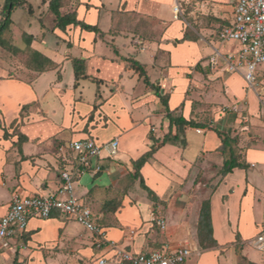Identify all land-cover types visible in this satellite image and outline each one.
<instances>
[{"label": "crops", "instance_id": "0c3cea01", "mask_svg": "<svg viewBox=\"0 0 264 264\" xmlns=\"http://www.w3.org/2000/svg\"><path fill=\"white\" fill-rule=\"evenodd\" d=\"M28 1L34 12L25 23L31 28L38 21L39 29L20 31L17 53L8 52L15 58L39 52L56 66L40 72L33 61L22 62L35 73L29 80L0 75V218L14 194L58 191L65 166L60 150L72 141L117 139L115 152L102 151V171L88 172L76 183L77 195L92 209L107 240L135 253L188 245L192 254L184 264H264V256L250 244L264 230L261 94L242 73L227 72L222 59L216 66L210 63L216 49L238 50L239 44L221 41L219 33L211 42L191 34L174 12L180 0H63L62 12L70 8L99 32L75 25L62 30L56 27L51 0ZM227 1L229 23L234 1ZM12 20L15 26L13 15ZM75 58L85 60L87 75L77 84ZM127 58L145 66L175 116L199 125L180 133L166 105L135 70L126 68ZM249 90L256 93L255 102ZM177 134L180 140L162 143L166 135ZM226 135L238 138L240 160L248 167L223 177L225 157L219 147ZM153 146L152 155L137 167ZM205 200L211 203L218 244L209 248L201 247L198 237ZM159 215L165 229L157 223ZM69 245L85 264L114 253L98 247L81 223L55 211L49 218L32 217L24 236L0 249V264H53L48 249L64 254Z\"/></svg>", "mask_w": 264, "mask_h": 264}, {"label": "built area", "instance_id": "2783aa9c", "mask_svg": "<svg viewBox=\"0 0 264 264\" xmlns=\"http://www.w3.org/2000/svg\"><path fill=\"white\" fill-rule=\"evenodd\" d=\"M233 1V18L220 30L219 38L223 42L238 43L240 47L227 52L216 49L210 63L216 66L222 59L227 72L242 73L247 85L261 92L264 90V0ZM174 12L179 15V5L174 7ZM233 109L238 110V105H234ZM118 144L117 139L102 144L94 138H87L72 141L69 148L61 149L60 159L65 165L61 171V187L56 193L48 195L14 194L8 212L0 218V249L8 247L10 239L24 236L32 217L49 218L58 211L94 234L98 247H108L114 252L110 258L103 257L95 264H184L192 254L188 245L175 247L165 244L151 251L135 253L121 248L115 241L107 240L103 229L94 220L92 209L77 195L76 183L81 176L102 171L99 161L102 151L108 148L115 152ZM157 223L162 229L166 228L163 215L157 217ZM19 244L20 247L25 246L23 242ZM250 244L264 252V230Z\"/></svg>", "mask_w": 264, "mask_h": 264}, {"label": "trees", "instance_id": "16d2710c", "mask_svg": "<svg viewBox=\"0 0 264 264\" xmlns=\"http://www.w3.org/2000/svg\"><path fill=\"white\" fill-rule=\"evenodd\" d=\"M62 0H51L50 1V9L55 16V24L56 27L64 30L68 25L80 26L82 29L87 31L99 32L100 29L97 25H90L84 21L78 20L76 12H67L63 13L61 11ZM17 8H22L26 10L28 13L34 12V6L28 0H5L3 3H0V46L6 48L9 51H17V46L14 45L13 35L11 30V25L13 23L12 14ZM228 23H225L226 26ZM221 28V29H222ZM220 29V30H221ZM184 39H190L186 36ZM34 57L31 58V61L34 64L38 65L36 68L37 71H46L47 67H55L56 64L50 60L48 57L42 55L39 52H33ZM126 68L135 70L145 84L150 87L155 94L161 99V101L166 105L167 108V116L171 121V124H176L179 127L180 133H184L187 127H197L199 124L190 120H186L182 116H175L174 113L168 108L167 98L162 94L161 88L158 84L151 81L145 66L137 60L132 58L126 59ZM74 72H75V80L76 84L80 79L86 78V64L84 59L75 58L73 60ZM168 140H180L179 134L171 137L166 135L163 142L165 143ZM185 143L184 139L181 140ZM155 146L152 147V150L144 155L140 160H138L135 165L140 167L148 157H150L155 150ZM219 150L224 154V163L220 169V175L226 176L228 173L232 172L235 168H247L248 164L241 161V153L238 147V138L232 136H223L222 144L219 147ZM142 185L149 190L148 187L145 186L144 181L142 179ZM213 230H212V219H211V203L210 200H205L202 204L201 212H200V220L198 226V237L200 241V245L203 248H209L217 246L216 240L213 239ZM246 262L245 264H248ZM16 264V260L12 263ZM242 264V263H241ZM251 264V263H249Z\"/></svg>", "mask_w": 264, "mask_h": 264}, {"label": "rangeland", "instance_id": "374dc122", "mask_svg": "<svg viewBox=\"0 0 264 264\" xmlns=\"http://www.w3.org/2000/svg\"><path fill=\"white\" fill-rule=\"evenodd\" d=\"M33 1L37 2L38 0H32V2ZM180 3L181 9L179 16L184 21L185 25L189 27L191 34H201L203 38L209 42L217 41L218 33L221 27L226 23L225 20H227V16H229L228 7L231 5V2L227 0H180ZM65 5L66 4H63L62 0V6ZM63 12L67 13L71 11L69 8L68 11ZM12 15L13 19H15V26L12 24L14 29V33L12 32L13 42L21 44L19 40L20 31L21 33L23 31L36 32L39 29L38 21L37 23L33 22V26L28 28L25 20H30V15L22 8L15 9ZM17 57H12L6 48L0 46V75L5 77L14 75L25 80L33 79L35 73L31 70H25L23 68V63H31V58L34 57V54L25 51L17 54ZM249 91V97L255 102L256 93L253 90ZM260 94L263 98L262 104L264 107V92L261 91ZM262 130L264 131V128H262ZM60 153L62 154L61 150ZM48 251L51 253L49 254L50 259L51 257H53V260L55 259L53 264H85L84 260L78 257L75 258V247L72 245L64 249V254H60V249L58 248L48 249ZM259 252L264 256V252Z\"/></svg>", "mask_w": 264, "mask_h": 264}]
</instances>
